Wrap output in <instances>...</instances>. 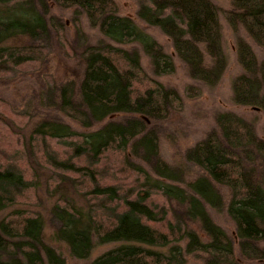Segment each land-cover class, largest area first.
Instances as JSON below:
<instances>
[{"label":"trees","instance_id":"1","mask_svg":"<svg viewBox=\"0 0 264 264\" xmlns=\"http://www.w3.org/2000/svg\"><path fill=\"white\" fill-rule=\"evenodd\" d=\"M10 1L0 0V76L34 72L56 42L78 59L81 73L59 82L48 76L29 112L12 113L0 99V212L34 204L46 173L52 238L79 259L113 244L87 264H187L190 257L264 264V138L253 123L216 113L217 130L184 152L198 171L184 178L188 166L161 159L156 126L181 109V96L147 74L125 45L141 46L154 75L174 72L172 55L132 16L119 14L114 0ZM230 5L222 12L229 28H242L264 50V0ZM54 7L84 14L103 38L90 43L74 17L72 44ZM136 16L170 39L190 78L218 83L227 56L217 4L141 0ZM234 43L241 72L231 79V100L264 113V60L240 36ZM199 90L189 85L186 92ZM220 210L232 222L229 233L210 216ZM45 224L30 208L0 216V264H66L44 242Z\"/></svg>","mask_w":264,"mask_h":264},{"label":"rangeland","instance_id":"2","mask_svg":"<svg viewBox=\"0 0 264 264\" xmlns=\"http://www.w3.org/2000/svg\"><path fill=\"white\" fill-rule=\"evenodd\" d=\"M20 0H12L7 5H16ZM48 2V0H45ZM117 4L118 13L121 15L132 16L136 23L149 33L156 41H158L166 53L172 55L175 64V70L170 74L154 75L152 74V67L147 55L138 44L125 45L127 48H134L140 57V62L147 74L154 77L167 87L177 90L182 99V106L180 110H174L165 120L156 122L157 131L159 134V155L168 164L176 167L188 166L189 170L186 172L184 178L192 179L196 176L197 170L193 165L185 164L183 156L186 148L191 146L194 142L202 139L208 132L217 130L214 120L216 113L220 111L234 112L254 125L255 132L258 136L264 138V113L253 110L245 105H238L231 100V79L233 76L241 72V68L237 62L236 53L234 49V41L236 35L248 42L260 60H264V50L258 46L246 34V32L239 28L235 34L228 26L223 11L230 9L231 0H212L220 9V23L222 27V46L227 56V64L224 72L218 83L214 86H209L199 81L193 80L189 77L186 66L175 55L170 39L164 35L156 26L148 25L136 16L138 3L141 0H114ZM37 7L42 5L41 0H35ZM51 13L59 18L64 23L65 37L73 44V28L71 23L73 18H77L80 22L82 30L87 34L90 43H96L103 38L99 31L90 26L84 14H74L71 9H64L60 7L51 8ZM21 40H25L22 38ZM15 41V40H13ZM18 41V40H16ZM69 42V43H70ZM56 49L48 55L46 61L35 69L32 73L19 72L16 74L0 76V99L7 103L12 113H24L34 109L37 101L34 95L42 87L46 85L49 80L48 76H53L55 82L64 80L73 74H80L81 67L78 64V59L75 56L62 53L64 49L63 42H56ZM123 47V46H122ZM72 73V75L70 74ZM51 79V78H50ZM198 87L199 94L193 92L187 93V86ZM38 102V101H37ZM0 110V114L3 113ZM5 118V117H4ZM17 123L20 121L17 119ZM69 122L68 120H64ZM71 124V122H69ZM73 127H76L73 125ZM27 131V130H26ZM25 131V133H26ZM185 166V167H186ZM46 173L41 176L42 183L45 187H39L37 190V197L34 204L17 203L11 208L0 212V216L5 215L12 209L17 207L30 208L36 213L41 214L45 221L43 231V240L50 245L56 253H58L66 262V264H87L97 254L112 247L113 244L97 245L90 253L89 257L79 259L69 255V251L63 242H58L52 238L54 230V221L52 220L49 210L54 201L53 197L47 192ZM46 180V183H45ZM211 211V210H210ZM211 218L222 227L227 233L233 227L230 218L223 211H212ZM198 258L190 257L187 264H197ZM196 262V263H195Z\"/></svg>","mask_w":264,"mask_h":264}]
</instances>
